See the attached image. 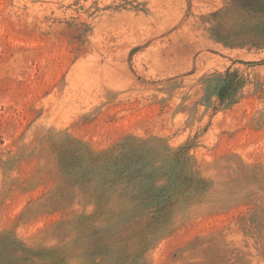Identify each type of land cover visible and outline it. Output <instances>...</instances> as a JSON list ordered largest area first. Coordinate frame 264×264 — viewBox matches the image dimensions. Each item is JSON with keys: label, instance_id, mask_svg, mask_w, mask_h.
Instances as JSON below:
<instances>
[{"label": "rangeland", "instance_id": "obj_1", "mask_svg": "<svg viewBox=\"0 0 264 264\" xmlns=\"http://www.w3.org/2000/svg\"><path fill=\"white\" fill-rule=\"evenodd\" d=\"M0 264H264V0H0Z\"/></svg>", "mask_w": 264, "mask_h": 264}]
</instances>
